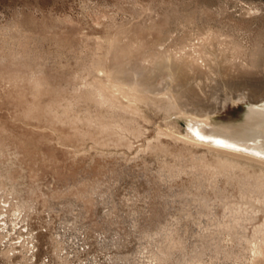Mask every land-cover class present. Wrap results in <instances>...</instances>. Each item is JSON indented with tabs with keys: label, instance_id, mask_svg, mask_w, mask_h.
I'll use <instances>...</instances> for the list:
<instances>
[{
	"label": "rangeland",
	"instance_id": "1",
	"mask_svg": "<svg viewBox=\"0 0 264 264\" xmlns=\"http://www.w3.org/2000/svg\"><path fill=\"white\" fill-rule=\"evenodd\" d=\"M257 102L264 0H0V264H264Z\"/></svg>",
	"mask_w": 264,
	"mask_h": 264
},
{
	"label": "bare ground",
	"instance_id": "2",
	"mask_svg": "<svg viewBox=\"0 0 264 264\" xmlns=\"http://www.w3.org/2000/svg\"><path fill=\"white\" fill-rule=\"evenodd\" d=\"M171 56V55H170ZM170 56H168V57H170ZM172 57H173V62H171L170 64H169V62H168V71H169V75H170V77L172 78V79H177L178 78V76H180L181 75V73H182V68H183V57L179 54V56L178 55H172ZM184 58H185V56H184ZM193 57H191V59H192ZM123 59V56H122V58H120L119 59V61H118V68L119 69H123L124 68V66H125V64H123V61L124 60H122ZM165 59H167V58H165ZM189 60V59H188ZM162 61V60H161ZM145 62L146 61H144V64H145ZM184 64H185V62H184ZM146 69V68H145ZM137 77V76H136ZM171 99L172 100H174L175 99V97L173 98V97H171ZM205 121V120H204ZM205 123V122H204ZM206 124H207V122H206ZM210 124V123H209ZM194 126V125H193ZM192 126V127H193ZM212 126V125H211ZM216 126V125H215ZM220 126V125H219ZM221 126H226V125H221ZM220 126V127H221ZM228 126H231V128H232V126H235L234 128H232L233 130L231 131V135L229 134L228 136H230V137H232V138H226V137H223L227 132H224L225 134H221L222 136H214V141L213 142H216L215 144H222V146H224V147H230V146H232L233 147V145L232 144H234L235 145V143H236V145H237V143L238 142H236V141H234V139L235 138H238L239 140H240V138L243 140V139H245V140H249V139H251V141L250 142H253L254 140H255V142H253V143H251V145H249L248 143V145H249V147L251 146V148L253 149V151H248V153H249V155H250V157L251 158H253V160H257V162H260L261 164L260 165H262V166H264V102H257V104L256 105H249L248 107H247V109H246V112H245V115H244V119L240 122L239 121V123H237V124H232V125H228ZM191 127V126H190ZM206 127V126H205ZM204 127V128H205ZM218 127V126H217ZM227 127V126H226ZM194 128V127H193ZM215 128V127H214ZM216 129H218V128H216ZM220 130H219V132H221V128H219ZM222 129H224V128H222ZM228 129H230V127L228 128ZM218 132V133H219ZM222 132V133H223ZM215 133V132H214ZM196 134V133H195ZM200 136L201 134H198L197 133V136ZM209 135V134H208ZM227 135V134H226ZM203 136V134L201 135V137ZM200 137V138H201ZM206 137H208V136H206ZM203 138V137H202ZM212 138V137H211ZM234 138V139H233ZM199 139V138H198ZM231 139H233V140H231ZM202 140V139H201ZM204 140H206V138L204 139ZM209 140V139H208ZM212 140V139H211ZM210 142V141H209ZM243 142H245V141H243ZM242 142V143H243ZM239 143H241V142H239ZM238 143V144H239ZM212 144V143H211ZM218 144H217V147H218ZM241 145V144H240ZM246 145V144H245ZM243 146V145H242ZM235 147V146H234ZM233 147V148H234ZM245 147H247V146H245ZM237 148H238V150L237 151H235V152H238L239 151V147L237 146ZM241 148V147H240ZM219 149V148H218ZM223 149V148H222ZM247 149V148H246ZM225 152H230V151H228L226 148L225 149H223ZM243 151H245V150H243ZM222 152V151H221ZM241 151H239L238 153H240ZM246 152V151H245ZM232 153H233V151H232ZM232 153L230 154V155H232ZM237 153V154H238ZM242 153V152H241ZM248 153H245V154H248ZM244 154V153H243ZM237 156V155H236ZM239 156L240 157H242L240 154H239ZM245 158V157H244ZM247 159V158H246ZM250 160V159H249ZM250 162V161H249ZM220 164H221V166H225V165H227V166H234V164H231V163H228V162H220Z\"/></svg>",
	"mask_w": 264,
	"mask_h": 264
}]
</instances>
